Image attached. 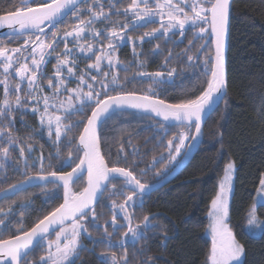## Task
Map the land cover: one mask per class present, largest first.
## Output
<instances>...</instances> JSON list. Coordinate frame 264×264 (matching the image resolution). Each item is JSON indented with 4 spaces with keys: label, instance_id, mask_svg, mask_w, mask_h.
Segmentation results:
<instances>
[{
    "label": "trees",
    "instance_id": "trees-1",
    "mask_svg": "<svg viewBox=\"0 0 264 264\" xmlns=\"http://www.w3.org/2000/svg\"><path fill=\"white\" fill-rule=\"evenodd\" d=\"M49 2L35 0L30 6L39 7ZM91 3L92 0H86L80 5V19L89 18L86 9ZM130 4L131 0H119L117 7L121 15L110 13L112 21L116 23L106 22L109 29L114 27L121 31L119 25L130 23L129 15L123 14V10ZM21 6L22 0H0V16ZM93 10L99 11V8ZM104 11L109 12L106 2ZM78 23L77 17L70 15L46 34L50 37L52 32H57L59 41L63 32L73 30ZM157 26V23H149L135 29L129 27L126 32L137 39L146 32H152ZM104 27L105 24L97 23L92 29ZM207 37L208 34L203 39L199 38L194 28L186 29L183 35L176 32L166 37L158 35L145 40L134 46V52L128 46L120 47L118 85L110 89L107 95L134 93L163 100L168 104L197 98L207 87L206 81L210 78L212 66L210 43L195 64V58ZM26 38L27 35L0 39V46L8 49L25 47ZM98 42L104 45L108 40L88 38L80 41L85 46L89 43L96 45ZM32 46L30 42L26 47L30 51ZM73 46L72 43L68 44L69 48ZM46 51L51 52V55L46 56L47 62L42 65L46 75L39 78L38 83L43 91L36 94L37 98L53 94L54 89L47 87V80L55 73L57 57L65 58L62 41H59L54 52L51 49ZM77 60L79 65L74 68L75 78L85 72L88 65L94 62L95 56ZM26 62L30 64V59ZM156 73L161 75L156 76ZM169 73L172 75L169 76ZM226 74L225 97L206 121L202 143L191 162L167 186L150 195L134 196L133 201L136 203L125 205L132 227L143 229L145 216L149 217L153 227L145 230L143 238L135 243L130 234L125 240L129 221L124 220V213L112 205L125 203L127 196L133 193L124 187L123 195H113L115 189L122 187L123 180H112L93 208L94 213H88L95 216V225L93 219L86 223L87 231L81 237L77 256L69 264H112L113 255L117 264H125V260L127 264H209L211 242L206 236L208 215L211 202L218 192V184L229 163H234L235 174L228 227L244 248L242 264H264V232L260 236H252L247 232L249 212L260 181L264 179V0L232 1ZM65 75L66 72L62 78L65 79ZM10 80L13 84L19 81L15 76ZM74 86L75 83H72ZM22 88L24 91L20 95L23 99L27 86L22 84ZM2 99L3 85H0ZM33 107L39 108L40 101L37 105L36 99H28L23 107L15 110L11 127L7 121L0 120V127L8 128L11 136L18 141L15 150L9 148L7 159L0 157V192L29 177L47 176L53 171L67 172L79 162L75 149L91 107L86 108L83 114L76 113L67 118L64 116L63 125L70 126L77 121L82 123L79 127H71L66 134L67 138L62 135L59 143L54 142V134L49 136L42 129L38 111L33 112ZM182 131L187 129L169 127L134 112L119 111L101 125L99 139L102 156L108 167L126 168L142 184L153 185L169 174L185 154L187 145L181 149L180 155L172 152L174 162L169 158L168 141ZM192 141L188 139L189 144ZM29 145L32 151L28 150ZM2 146H7L6 142ZM20 147L25 149L23 156L20 155ZM70 154L71 166L65 163ZM41 156L44 158L43 171L39 159ZM154 160L157 162L154 163ZM71 189L83 192L84 176L75 181ZM62 196L63 191L57 184L46 183L0 201V218H4L9 210L12 212L5 218L7 227L0 226V240H8L29 231L61 205ZM114 213H118L116 224L123 225L116 231L111 223ZM256 213L258 219L264 222V206H259ZM105 230L111 234L110 237H106ZM102 239L104 243H97ZM108 239H111L112 244H108ZM45 255L46 249L42 242L22 264H41V258Z\"/></svg>",
    "mask_w": 264,
    "mask_h": 264
},
{
    "label": "snow or ice",
    "instance_id": "snow-or-ice-1",
    "mask_svg": "<svg viewBox=\"0 0 264 264\" xmlns=\"http://www.w3.org/2000/svg\"><path fill=\"white\" fill-rule=\"evenodd\" d=\"M35 0H22V6L14 9L7 16H0V22L7 24L12 29V35L27 38L24 39L25 47H17L8 49L7 47L0 46V69H2V78H0V85H3V99L0 100V120L7 121L9 127L12 125V113L23 107L28 99H36L37 105L42 99L44 104V111L41 113V124L45 122L48 126L49 136L53 135V125L55 143L61 142L62 135L67 138L66 134L71 130V127H79L82 121H77L70 126L62 124L61 116L57 115L55 119L48 116L45 121V115L48 113L50 100L55 99L60 95L62 86L64 91H68L67 103L60 102V107L63 108L66 118L76 113L83 114L86 108L91 107V115L86 117V124L83 127V133L79 136V143L75 149L79 163L72 167L70 172L53 171L48 176L40 175V180L48 182H62L64 189V203L57 207L43 220L31 229V231L23 232L22 235L15 236L14 239L0 240V264H22L26 260L28 253L33 247H40L45 238V234L49 233L52 229L58 226L59 231L56 232V239L48 244L47 258H41V264H64L69 255L75 253L78 242L77 237L81 231H87L79 224V220L87 216L88 211L94 213L91 207L93 201H98L99 196L106 190L107 184L123 178V185L120 189H115L113 195H123V188L128 187L134 194L146 193L147 189L144 184L133 174L132 171L122 167H108L99 151L100 139L98 136L99 124L102 120H106L110 115V109L123 108L125 106L135 109H148L150 108L157 116L163 118L164 121H175L177 126H181L187 131L179 132L173 139L168 141L169 158L175 160L172 155L174 151L176 155L181 154V148L186 147L185 141L188 139L195 140L201 133V122L203 114L211 107L218 95L222 98L224 88L226 87V80L224 75V57L223 46L227 19L230 9V0H131L128 8L123 10V14L135 17L130 23H123L119 25L122 32H125L131 27H142L147 23L154 22V18L159 16L161 23L160 28L153 29L152 32H146L140 37L143 41L145 37H154L157 32L162 35L168 34L171 30H179L180 35L184 34L186 26L189 29L198 28L199 38L203 39V34L211 29V33L215 42V58L214 63L210 68V78L206 81L207 87L203 90L202 94L195 99H189L183 103L167 104L163 100H153L150 96H138L134 93H127L123 95H107V90L110 86L115 87L118 85V78L112 76L110 81H107L108 72H103L101 68L102 61L107 60L109 68L118 64L119 61H114L111 52L115 51L116 43L123 42L126 39L131 40V37L122 35L116 28L109 29L106 22L116 23L112 21L110 13L120 16V9L117 7L119 0H92L91 6L86 9L89 13L87 20L79 18L80 6L78 0H52L51 3H44L39 7L30 6ZM107 3L109 12L104 11V3ZM143 5V7H141ZM93 8H99V11H94ZM155 9V10H153ZM76 16L79 23L71 31L63 32L59 41L64 43L63 56L61 59L57 57V65L54 75L47 80V87L54 89L53 95H42L37 98L38 93L42 92L40 84L38 83L40 76L46 75L42 71V65L46 61V56L51 55V52L46 51L51 49L52 52L58 46L57 32H52L50 37L44 32L42 27L45 24L54 26L62 22V18L67 15ZM166 17V23H165ZM101 23L105 24L103 29L92 30V26ZM207 24L208 27L204 25ZM175 34V33H173ZM42 37H44L42 39ZM68 38H71L69 40ZM100 39L108 40L107 51L102 48H94L92 44L86 46L80 41L82 39ZM50 41V42H45ZM36 45L35 47H26L29 43ZM72 43L78 51L69 48L68 44ZM203 47V45L201 46ZM101 52L102 54H97ZM77 55H85V58L91 59L95 56V63L89 64L88 68L78 77V87L75 89H67L66 81L62 78L63 73L66 72L68 77L74 76L75 57ZM37 56L39 57L37 59ZM68 57H73L70 60ZM30 59V64L28 61ZM192 59L191 56L188 57ZM208 61H206V64ZM31 65V66H30ZM92 70L102 74L103 79L97 80L96 75H91ZM39 74V75H38ZM148 75V74H144ZM160 76V73H156ZM172 74L169 73V76ZM13 76L18 77L19 81L12 83L10 78ZM101 85V91H97L93 83H89L86 79ZM26 82L27 92L22 99L20 93L24 91L22 84ZM87 85L89 89L84 92L83 86ZM101 95L105 98L101 99ZM75 99L78 104L73 103ZM95 107H92V105ZM55 106V105H53ZM33 112L39 111L38 107L32 108ZM195 129V134L192 135V129ZM6 142L7 146H2ZM18 141L15 140L8 128L0 127V157L8 158L9 148L15 150ZM71 143V141H69ZM190 147V146H189ZM28 150L32 151L31 145ZM24 147H20V155H24ZM83 153L82 157L79 153ZM41 170L43 171V156L40 158ZM163 159V157H161ZM157 161L154 160V163ZM71 166V154L67 161ZM64 165L62 164L61 167ZM233 164L229 163L225 169L224 181L220 184V191L212 200V210L209 212L211 219L210 229L212 236V246L208 255L210 264H233L238 261L244 252V248L234 238L232 231L229 229L226 221L228 216L227 192L230 190L231 170ZM86 171L88 177V187L78 195L71 193L70 185L75 181L82 178L81 174ZM34 177H29L33 179ZM53 178V179H50ZM227 185V187H226ZM261 190H264V179L260 181ZM19 185H12V189L18 188ZM137 189L139 192H137ZM135 204L133 196L129 195L125 203L116 205L113 203V208H118L119 212L124 213L123 219L129 221L128 231L125 233V240L129 238V234L133 243L143 238L144 231L153 227L149 217H144V227L141 229L139 226L132 227L130 223V216L127 214L125 205ZM142 203V198H141ZM259 203L264 205V197H261ZM9 210L0 218V226L5 225V218L11 215ZM117 214H113L112 227L116 231L123 225H117ZM249 224L256 220V205H253L249 212ZM71 221V229L65 227V223ZM93 224L95 225V216L93 215ZM106 232V237L111 234ZM63 238V244H61ZM102 239L97 243H104ZM108 244H112L111 239H108ZM124 241L121 242L123 247ZM53 245L55 251H52ZM112 264H117L116 258L113 255ZM125 264L127 261L125 260Z\"/></svg>",
    "mask_w": 264,
    "mask_h": 264
},
{
    "label": "rangeland",
    "instance_id": "rangeland-1",
    "mask_svg": "<svg viewBox=\"0 0 264 264\" xmlns=\"http://www.w3.org/2000/svg\"><path fill=\"white\" fill-rule=\"evenodd\" d=\"M50 2H52V0H50ZM152 2L154 3V0H152ZM141 7H143V5H141ZM153 10H155V9H153ZM134 19H135V17L132 16V15H131V12H130V21H133ZM154 22H155V23H158V26H157L156 29L160 28L161 20H160V17H159V16H157V17L154 18ZM154 22H153V23H154ZM166 22H167V21H166V17H165V23H166ZM147 24H148V23H147ZM204 26H205V27H208L207 24H205ZM186 29H189V28L186 26ZM92 30H93V29H92ZM208 31H209V29H208ZM118 32H121L122 35H126L127 37H131L127 32H126V33H125V32H122V31H118ZM176 32H179V30H175V29H174V30H171L168 34L163 35V36L166 37V36H169V35H171V34H173V33H176ZM161 33H162V30H161V32H157V33H156V36H158V35H162ZM207 34H208V32L205 33V34H203V36L205 37ZM196 35L199 37V29H198V28H196ZM156 36H155V37H156ZM152 38H154V37H145L143 41L148 40V39H152ZM68 39L71 40V38H68ZM143 41H141L140 38L135 39V38L131 37V40H127V39H126V40L123 41V42H115V43H116L115 51L111 52V56H112L113 60H114V61L118 60L119 48H120V47L128 46V47L132 50V52H134V46H135L136 44H139V43L143 42ZM107 45H108V42L105 43L104 45H103L102 43L98 42L96 45H93V47H94V48H97V49L102 48L104 51H107ZM35 46H36V45H34V46H32V47H35ZM71 48L74 49V51H78V50L75 48V46H73V47H71ZM211 48H212V47H211ZM97 54L99 55V54H102V53H101V52H97ZM81 57H85V55H77V56L74 58V59H75V68L79 65L78 63H76V62L78 61L77 59H79V58H81ZM38 58H39V57L37 56V59H38ZM68 58H69L70 60L73 59V57H68ZM212 59H213V54H212ZM118 61H119V60H118ZM24 62H26V61H24ZM93 63H95V60H94ZM30 66H31V65H30ZM120 67H121V64L118 63V64H115V66L109 68L108 63H107V60L102 61L101 68H102L103 72H108V73H109L106 82H107V81H110L111 78H112V76H116V77H117V72H118V69H119ZM87 68H88V67H87ZM87 68H86V69H87ZM86 69H85V70H86ZM91 75H96L98 81L101 80V79H103L102 74L97 73L95 70H92ZM65 76H66L65 81H66V88H67V89H75V87H76V88L78 87V84H79L78 77H76V78H75V76H73V77H68V76H67V73H66ZM17 79L19 80L18 77H17ZM86 79L88 80L89 83H93V86H94V88H95L97 91H101V85H100L99 83H94V82H92V81L90 80V77H87V76H86ZM72 83H75V86H74V87H72ZM24 84L26 85V82H25ZM26 86H27V85H26ZM115 87H116V86H115ZM112 88H114V87L110 86V87L108 88L107 92H108L110 89H112ZM83 90H84V92H87V91L89 90V89L87 88V85H84V86H83ZM52 95H53V94H51V96H52ZM69 95H70V93H69L68 91H64V90H63V86H62V91H61L60 95L57 96L55 99L50 100L48 113L45 115V121H47L48 116H51V117L53 118V120H54L55 117H56L57 115H59V116H61V118H62V122H63V118H64V116H65V113H64L63 108L60 107V102L63 101V102H65V105H66L67 100H68V96H69ZM101 96H102V95H101ZM73 103L78 104V102H77L75 99H73ZM53 105H55V106H53ZM39 108H41V111H40V109H39V111H38L39 123H40L42 129H43V130L45 129L46 132L49 133V132H48V126H47V123L45 122L43 125L41 124V113H43V111H44V104H43V100H42V99L40 100V107H39ZM54 128H55V125H53V134H54ZM45 130H44V131H45ZM48 135H49V134H48ZM187 142H188V140L185 141V145H187V149H189V148H190L189 146H191L192 144H189V142H188V143H187ZM188 144H189V145H188ZM184 148H185V147H184ZM184 148H181V149H184ZM173 162H174V160H173ZM232 164H233V169L231 170V173H230V175H231V180H230V190L227 192L228 213H229V205H230V201H231V197H232V192H233V181H234V174H235V166H234V163H232ZM224 177H225V173H224V176L222 177V179L220 180V182H219V184H218V192L220 191V184L224 181ZM226 187H227V185H226ZM218 192H217V193H218ZM71 193H72L73 195H78V194H80L81 192H75V191H73V190L71 189ZM261 197H264V190H261V185H260L259 188H258V190H257L256 196H255V199H254V204H253V205H256V211H257V208H258L259 206H264V205H261V204L259 203ZM62 198H63V196H62ZM211 210H212V204H211L210 211H211ZM249 218H250V217H249ZM92 219H93V215H92V214H88L87 216H84L82 219L79 220V224L82 225L83 228H86V223H87L88 221L92 220ZM227 221H228V216H227L225 222L227 223ZM248 221H249V220H248ZM210 223H211V219H210V217H209V215H208V227H207V231H206V236H207V238L210 240V242H211V246H212V236H211ZM227 225H228V224H227ZM65 227L69 228V230H70V229H71V224H69V225H67V226H65ZM58 231H59V230H58ZM58 231H57V232H58ZM247 232H248L250 235H252V236H260V235L264 232V222H261V221L258 219V217H257V213H256V220L253 221L252 224H249V223H248V225H247ZM85 234H86L85 231H81L80 235L77 237L78 246H77V249H76L75 253L69 255L68 259H67L66 261H64V264H69V263H71V262L74 260V258L77 256L78 249H79L80 246H81V237H82L83 235H85ZM55 239H56V233L54 234V236H53L51 239H45V240L43 241V245L45 246V249H46V255L44 256V258H47V255H48V244H49L50 242H52V241H55ZM61 244H63V238H61ZM52 251H53V252L55 251V246H54V245H53ZM243 257H244V253L240 256L239 260H238V261H234L233 264H242V262H243ZM209 264H210V262H209Z\"/></svg>",
    "mask_w": 264,
    "mask_h": 264
},
{
    "label": "water",
    "instance_id": "water-1",
    "mask_svg": "<svg viewBox=\"0 0 264 264\" xmlns=\"http://www.w3.org/2000/svg\"><path fill=\"white\" fill-rule=\"evenodd\" d=\"M86 0H78L79 2V6L81 4H83ZM232 1L233 0H230V9H229V15H228V19H227V24H226V30H225V37H224V46H223V57H224V75H225V80H226V87L224 88L223 90V93L220 94L222 95V98H219V95L217 97V99L211 103V107L203 114V118H202V122H201V135L199 137H197L195 140L192 141V145L190 146L189 149L186 150L185 154L183 155V157L179 160V162L175 165V167L172 169V171L167 174L162 180H160L159 182L153 184V185H145L146 189H147V192L146 193H141L139 195L137 194H134L131 189L129 188V190L133 193V197L134 196H146V195H150L152 193H154L155 191L165 187L166 185L170 184L184 169L185 167L191 162V160L194 158L195 154L197 153L201 143H202V139H203V131H204V126H205V123L207 121V119L214 113V111L220 106V104L222 103L223 99H224V96L226 94V90H227V74H226V61H227V51H228V37H229V26H230V11H231V5H232ZM51 3V2H50ZM8 14L6 15H2V16H7ZM71 14L65 16L62 18V22H64ZM62 22L60 23H57L56 25L54 26H49L48 24H45L43 25L42 27L44 28V32L45 33H48L51 29H53L54 27L58 26L59 24H61ZM9 37H18V36H14L12 35V29H10L7 24L3 23V22H0V39H4V38H9ZM211 42V47H212V54H213V59H212V64L214 63V58H215V42H214V37L211 33V29L209 28V31H208V37L207 39L204 41L203 43V47L200 48L196 58H195V64L197 63L198 59L200 58L203 50L205 49V47L207 46V44ZM49 50V49H48ZM138 96H144V95H138ZM153 100H158L156 98H152ZM168 104V103H167ZM119 111H130V112H134V113H137V114H141V115H144V116H147L155 121H158L162 124H165L169 127H181V126H177V123L175 121H164L162 117L160 116H157L154 112L151 111L150 108L148 109H135V108H131V107H123L122 109L121 108H116V109H110V112H111V115L116 113V112H119ZM91 115V113H90ZM89 115V116H90ZM110 115V116H111ZM109 116V117H110ZM105 120H102L99 124V128H98V136H99V131H100V128H101V125L103 124ZM87 122V121H86ZM86 124V123H85ZM83 133V130L81 132V134ZM80 134V135H81ZM194 134H195V131H194ZM79 143V137H78V140H77V145ZM76 145V147H77ZM99 151H100V154L102 156V153H101V146H100V143H99ZM83 153L81 152V157H82ZM79 163V162H78ZM106 163V162H105ZM72 170V169H71ZM70 170V171H71ZM68 171V172H70ZM48 176V175H47ZM81 176H84L85 178V188L88 187V177H87V172L84 171ZM39 176H36L34 177L33 179H28V180H25L24 182L22 183H19V184H16V185H19L18 188L16 189H12V187L8 188V189H5L3 191L0 192V201L6 199V198H9L11 196H15L17 195L18 193L26 190V189H29L31 187H34V186H37V185H41V184H46V183H53V182H48V181H44V180H40L38 178ZM50 179H53V178H50ZM121 180H123V178H120ZM107 184V187L109 186V184L111 182H105ZM55 184L58 185L59 188H61L63 190V198H62V203H64V189H63V186H62V182H55ZM72 185V184H71ZM71 185H70V189H71ZM105 191V190H104ZM103 191V193H104ZM137 192H139V190L137 189ZM97 195L99 196V200L98 201H93L91 207L94 208L97 203L100 201L102 195H100L99 193H97ZM90 211H88L89 213ZM72 222L71 221H67L65 223L64 226H67L69 224H71ZM35 227V226H34ZM59 230V227L57 226L55 228V231H53L52 229L49 230V233H46L45 234V238L44 240L51 236L52 234H54L55 232H57ZM31 231V230H30ZM15 238V237H14ZM14 238H11V239H14ZM10 240V239H8ZM36 247H33L32 250L28 253V255L35 249ZM27 255V256H28Z\"/></svg>",
    "mask_w": 264,
    "mask_h": 264
},
{
    "label": "bare ground",
    "instance_id": "bare-ground-1",
    "mask_svg": "<svg viewBox=\"0 0 264 264\" xmlns=\"http://www.w3.org/2000/svg\"><path fill=\"white\" fill-rule=\"evenodd\" d=\"M49 3H50V2H49ZM119 95H123V94H119ZM224 97H225V96H224ZM220 105H221V104H220ZM218 108H219V107H218ZM207 120H208V119H207ZM194 131H195V130H194ZM45 137H46V135H45ZM191 143H192V142H191ZM191 143H190V144H191ZM101 153H102V152H101ZM102 157H103V156H102ZM174 167H175V166H174ZM72 184H73V183H72ZM57 186H58V185H57ZM71 186H72V185H71ZM166 186H167V185H166ZM60 189H61V188H60ZM106 189H107V188H106ZM61 190H62V189H61ZM62 191H63V190H62ZM104 192H105V191H104ZM103 194H104V193H103ZM102 196H103V195H102ZM31 229H32V228H31ZM31 229H30V230H31ZM30 230H29V231H30ZM55 233H56V232H55ZM55 233H54V234H55ZM54 234H52L51 236H54ZM21 235H22V234H21ZM51 236H49V237H51ZM49 237H47V238H49ZM13 238H14V237H13ZM47 238H46V239H47ZM10 239H11V238H10ZM43 241H44V240H43Z\"/></svg>",
    "mask_w": 264,
    "mask_h": 264
},
{
    "label": "flooded vegetation",
    "instance_id": "flooded-vegetation-1",
    "mask_svg": "<svg viewBox=\"0 0 264 264\" xmlns=\"http://www.w3.org/2000/svg\"><path fill=\"white\" fill-rule=\"evenodd\" d=\"M129 20H130V13H129ZM130 22H131V21H130ZM152 23H153V22H152ZM154 23H155V22H154ZM148 24H149V23H148ZM157 24H158V23H157ZM207 26H208V25H207ZM209 43L211 44V42H209ZM209 43H208V44H209ZM44 130H45V129H44ZM45 133H47L46 130H45ZM47 134H49V133H47ZM70 170H71V169H70ZM70 170H69V171H70ZM67 172H68V171H67ZM65 173H66V172H65Z\"/></svg>",
    "mask_w": 264,
    "mask_h": 264
}]
</instances>
